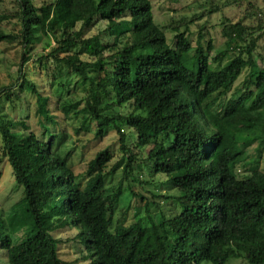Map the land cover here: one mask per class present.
<instances>
[{
	"label": "trees",
	"instance_id": "trees-1",
	"mask_svg": "<svg viewBox=\"0 0 264 264\" xmlns=\"http://www.w3.org/2000/svg\"><path fill=\"white\" fill-rule=\"evenodd\" d=\"M16 2L15 11L0 16L17 24L0 29V43L23 48L15 82L0 86V108L6 101L14 111L0 110V163L11 165L26 217L10 216L19 240L0 232L6 264H75L61 258L54 236L72 223L81 230L79 243L87 244L86 264H229L231 258L264 264V170L253 162L264 153V62L256 53L264 11L251 23L223 22L224 47L211 57L204 25L195 46L188 28L178 26L169 41L152 0ZM42 35L48 51L38 62L55 65V109L24 74L27 53ZM79 86L84 96L68 99ZM25 90L36 97L33 111L23 105ZM58 111L79 123L76 132L101 138L116 131L128 154L123 180L138 169L131 180L148 184L139 179L144 168L165 175L176 193H151L166 209L151 215V197L130 186L138 210L125 221L117 207L121 187H107L121 164L106 170L113 158L108 147L90 159L83 184L60 149ZM129 142L147 154L145 164L137 163Z\"/></svg>",
	"mask_w": 264,
	"mask_h": 264
},
{
	"label": "rangeland",
	"instance_id": "rangeland-1",
	"mask_svg": "<svg viewBox=\"0 0 264 264\" xmlns=\"http://www.w3.org/2000/svg\"><path fill=\"white\" fill-rule=\"evenodd\" d=\"M37 4H41L43 0H35ZM154 5V14L155 20L157 23L164 28L165 32L168 35L169 41L173 40L174 37V27H180L182 29L188 28L192 44L196 45V40L198 37V32L201 25H204L202 32L205 34L204 45L208 46L209 39L212 40L214 48L210 50V56L213 57L216 55L219 49L224 47L225 37L222 34L223 22H226L227 19H232L237 21L240 18H244L246 22L251 23L256 18L258 12L264 11V0H152ZM17 9L16 0H0V16H9L11 11ZM0 29L3 31H13L17 29V24L14 20L9 18L0 19ZM96 30H93L92 33H95ZM51 41H53L51 39ZM47 46V37L45 35L41 36V39L29 50L27 57L31 58L27 63H23L24 74L32 80L37 86L41 94L51 97L50 107L55 109L56 94L54 92L55 85H52V75L54 66L51 61L49 62L50 68H42L38 62L39 57L48 49H45ZM22 46L19 43L9 44L6 42L0 43V86L12 85L15 82L16 71L19 69L21 56H22ZM256 53H260L261 56L258 57L260 63L264 62V34L259 39L257 44ZM52 69V70H51ZM243 74L236 82V86H239L241 81L244 78ZM83 86L70 91L68 99L80 100L84 96ZM24 106L30 108V111H33L35 107L36 97L35 95L25 90L23 92ZM125 110L128 107L124 108ZM1 112L3 115L10 116L14 115V111L9 106V103L6 101L1 102ZM61 114V111H58ZM62 114L60 117V127L63 130L65 135L64 145L60 148L63 155L68 156L67 163L70 167L73 168L76 174H80L82 177V183L85 184L89 178L88 176V164L90 159H92L96 153L105 147H108L112 150L113 158L106 166V170H110L117 163H121L119 168L116 169L115 174L107 177V187L118 188L119 186L122 189V194L118 201V210L125 211L126 222H130L135 218L136 203L134 201L129 187L133 186L135 190L143 192L146 196L151 197L152 203L150 204L151 215H156L162 209L166 208L163 206V200L158 197H152V193L155 195H164V194H175L176 191L173 188H168L165 184L166 176L161 174H156L150 176L149 171L144 168L141 172L139 179L142 181H149L146 183H136L132 181L133 173L137 174L138 169L134 170L132 176L128 179L123 180V168L126 163L125 152L122 150V146L119 140V136L116 131L110 128L107 134L104 137L97 138L94 135V131H80L76 132L75 125H79L78 122L68 121L62 119ZM94 127V125H92ZM128 132V129H125ZM1 135H0V156H1ZM130 149L133 152L138 153L137 163L145 164V159L147 154L138 150L134 143L129 142ZM249 151L252 155L255 153V146L249 148ZM258 163L259 167L264 170V153L258 161H253ZM1 184H0V218L1 227L0 232H9L11 233L14 241L19 240L18 230L20 229L19 224H12L10 216L17 215L18 218H25L26 213L23 210V204L18 201L23 196L22 188L15 185L14 175L12 173L11 165L8 161L1 162ZM0 163V164H1ZM152 192V193H151ZM155 201V202H154ZM15 206V207H14ZM163 206V207H161ZM140 215H145V205L139 207ZM122 214V213H121ZM72 223V222H71ZM73 224V223H72ZM70 224L61 229L54 231V236L59 240L58 249L61 258L66 261L73 262L75 264H86L88 260H83V257L88 256L87 244L79 243L77 238L78 232L81 233V230L78 229L76 225L74 227ZM22 234L21 232L19 233ZM81 240V236H79ZM5 250L0 248V264H6ZM231 258L229 264H248L244 258ZM200 264H210L207 261H204Z\"/></svg>",
	"mask_w": 264,
	"mask_h": 264
}]
</instances>
